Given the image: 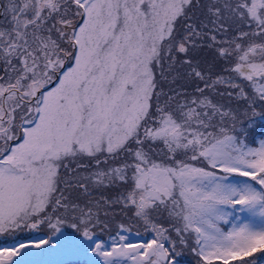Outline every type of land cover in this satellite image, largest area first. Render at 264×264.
<instances>
[{
    "label": "snow or ice",
    "instance_id": "1",
    "mask_svg": "<svg viewBox=\"0 0 264 264\" xmlns=\"http://www.w3.org/2000/svg\"><path fill=\"white\" fill-rule=\"evenodd\" d=\"M0 264H264V0H0Z\"/></svg>",
    "mask_w": 264,
    "mask_h": 264
}]
</instances>
